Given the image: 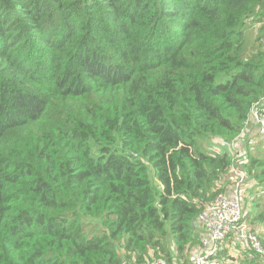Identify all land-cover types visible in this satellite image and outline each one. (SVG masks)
Segmentation results:
<instances>
[{
  "label": "trees",
  "instance_id": "16d2710c",
  "mask_svg": "<svg viewBox=\"0 0 264 264\" xmlns=\"http://www.w3.org/2000/svg\"><path fill=\"white\" fill-rule=\"evenodd\" d=\"M263 39L264 0H0V264H190L235 157L264 249Z\"/></svg>",
  "mask_w": 264,
  "mask_h": 264
},
{
  "label": "built area",
  "instance_id": "2783aa9c",
  "mask_svg": "<svg viewBox=\"0 0 264 264\" xmlns=\"http://www.w3.org/2000/svg\"><path fill=\"white\" fill-rule=\"evenodd\" d=\"M250 115L258 129L259 139L264 140V103L253 106ZM229 178L232 182L229 193H218L211 202L203 206L196 217L195 226L204 235L201 237L198 232L201 239L193 250L190 264H219L218 254L224 251L229 254L233 249L239 257L264 258V249L258 235L244 222L241 197L249 177L240 159L234 158ZM144 264L167 263L154 260Z\"/></svg>",
  "mask_w": 264,
  "mask_h": 264
},
{
  "label": "crops",
  "instance_id": "0c3cea01",
  "mask_svg": "<svg viewBox=\"0 0 264 264\" xmlns=\"http://www.w3.org/2000/svg\"><path fill=\"white\" fill-rule=\"evenodd\" d=\"M246 134L245 135V138L247 139H256V130H255V127H254V124H252V122H250L247 126H246V129H244L243 131V134ZM242 134V135H243ZM241 135V136H242ZM241 147H238L237 150H240ZM238 153V151L236 152ZM228 193H229V187H228ZM248 225V224H247ZM250 227V225H248ZM198 234V232H197ZM199 234L201 235V237L204 235L201 230L199 231Z\"/></svg>",
  "mask_w": 264,
  "mask_h": 264
},
{
  "label": "rangeland",
  "instance_id": "374dc122",
  "mask_svg": "<svg viewBox=\"0 0 264 264\" xmlns=\"http://www.w3.org/2000/svg\"><path fill=\"white\" fill-rule=\"evenodd\" d=\"M254 30L250 29L247 31V39H248V33L251 37V33L253 32ZM236 158V157H235ZM258 196V194H257ZM200 231V228L199 227H196V232H199ZM263 232H264V226H263ZM228 256H231L232 257V260L228 258ZM235 257H239L237 254H235V251L233 249V251L229 254L226 253V255L223 257L224 261L226 264H239V259L235 258Z\"/></svg>",
  "mask_w": 264,
  "mask_h": 264
}]
</instances>
